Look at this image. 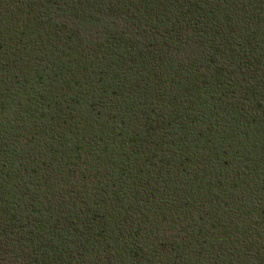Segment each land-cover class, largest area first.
Instances as JSON below:
<instances>
[{
  "label": "trees",
  "instance_id": "16d2710c",
  "mask_svg": "<svg viewBox=\"0 0 264 264\" xmlns=\"http://www.w3.org/2000/svg\"><path fill=\"white\" fill-rule=\"evenodd\" d=\"M0 264H264V0H0Z\"/></svg>",
  "mask_w": 264,
  "mask_h": 264
}]
</instances>
